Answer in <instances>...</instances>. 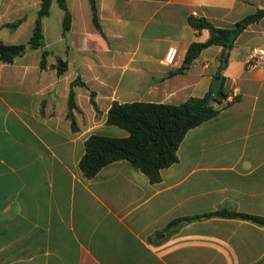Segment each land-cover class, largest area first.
I'll return each mask as SVG.
<instances>
[{"label": "crops", "instance_id": "crops-1", "mask_svg": "<svg viewBox=\"0 0 264 264\" xmlns=\"http://www.w3.org/2000/svg\"><path fill=\"white\" fill-rule=\"evenodd\" d=\"M66 1V35L52 0L44 47L0 63V264H264V227L250 221L169 228L223 210L264 218V62L251 59L264 48V17L240 34L222 72L223 92L237 96L188 131L159 182L126 160L92 179L79 167L91 135H129L108 124L113 103L180 105L212 91L221 46L180 71L189 46L210 36L191 16L233 28L264 0H97L101 30L89 0ZM41 4L0 0V44H27Z\"/></svg>", "mask_w": 264, "mask_h": 264}, {"label": "trees", "instance_id": "trees-1", "mask_svg": "<svg viewBox=\"0 0 264 264\" xmlns=\"http://www.w3.org/2000/svg\"><path fill=\"white\" fill-rule=\"evenodd\" d=\"M96 1L89 0L93 23L98 30H101ZM57 3L64 12L63 34L66 35L71 27V14L66 0H57ZM51 4L52 0H42L33 34L27 44H0V63H11L29 49L44 47L43 19L50 14ZM263 17L264 9H259L237 22L233 28H218L205 18L191 16L190 25L198 32L208 30L210 36L205 42H194L189 46L184 58V68L180 71L192 65L204 49L219 45L222 47V52L219 56L218 76L222 77L223 70L229 64L230 52L237 38L249 25L259 22ZM47 54V51L43 52L42 67L46 65ZM56 68L58 73L62 74L66 71L67 64L57 58ZM210 94L211 92L204 98H190L180 105L113 103L108 111L107 122L125 129L129 135L124 138L91 135L85 142V153L79 162L83 175L87 179H92L107 165L126 160L147 175L152 183L159 182L161 170L178 162L177 151L188 131L215 117L219 111L215 104H222V100L228 97L221 88L219 95L213 101L207 102ZM92 102L95 105V102ZM75 108L74 93L71 91L68 117L73 128H75V121L72 111ZM213 216L242 219L264 227L263 217L223 210L176 220L169 224V228L181 226L195 219Z\"/></svg>", "mask_w": 264, "mask_h": 264}, {"label": "built area", "instance_id": "built-area-1", "mask_svg": "<svg viewBox=\"0 0 264 264\" xmlns=\"http://www.w3.org/2000/svg\"><path fill=\"white\" fill-rule=\"evenodd\" d=\"M176 55V50L171 49L167 55L166 61L169 63H172ZM252 60L254 61H262L264 62V48L254 49L252 54ZM237 95L235 93H232L228 95L230 98H235Z\"/></svg>", "mask_w": 264, "mask_h": 264}, {"label": "water", "instance_id": "water-1", "mask_svg": "<svg viewBox=\"0 0 264 264\" xmlns=\"http://www.w3.org/2000/svg\"><path fill=\"white\" fill-rule=\"evenodd\" d=\"M222 83H223V78L217 77L214 79L212 91L207 102L213 101L219 95Z\"/></svg>", "mask_w": 264, "mask_h": 264}]
</instances>
